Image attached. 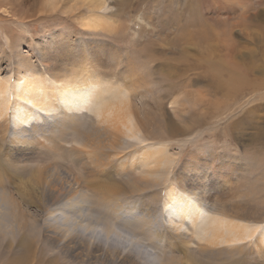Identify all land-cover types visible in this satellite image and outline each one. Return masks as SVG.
Masks as SVG:
<instances>
[{
    "label": "bare ground",
    "instance_id": "6f19581e",
    "mask_svg": "<svg viewBox=\"0 0 264 264\" xmlns=\"http://www.w3.org/2000/svg\"><path fill=\"white\" fill-rule=\"evenodd\" d=\"M30 1L35 10L32 11V14L27 15L28 13L24 12L23 4L19 6V0H0L1 20L9 15L16 21L24 23L27 19L35 18L39 15L59 13L63 17L74 18L81 29L92 34L104 33L112 35L115 39L126 41L123 38L131 29V37L138 38L130 41L132 43L131 54L129 51L126 53L118 48L109 46L110 48L108 49L110 51L107 53L109 60L106 63L103 62V59L100 62L97 61L85 52H77V55L73 54L75 56H71V61L77 63L85 61L86 64H84L85 66L81 64L80 68L82 69L76 68L80 70H73L71 74L67 69L59 76L55 74L56 76L53 77L51 72L47 70L44 62L47 59L46 57H49V55L47 56V45L40 49L42 59L38 61L39 64L33 62L34 59L25 52L26 50H19L14 55L12 54V59L15 58L17 61L15 69L11 67L13 62L8 63L11 70L9 71L10 73L8 72L9 74L2 75L0 69V120L2 118L7 120V129L11 130L8 136L10 148L7 151H3L2 156L0 155V160L1 157H5L10 161V166H17L14 170L15 175L19 176L18 180H21L20 182L24 186L18 185L21 187H19L18 196L22 205L16 195L11 193L10 190L0 188V210L3 209L0 216L6 222L15 220L17 224H21L24 230L21 244L25 241L27 247H29L30 241L27 237V231L38 227V214L47 211L48 217L53 215L54 218L51 217L53 218L52 220L59 225H53L54 222H45L46 227L51 226L50 231L53 232L54 240L58 239L56 243L53 240L50 244L54 248L64 246L65 252L70 254L73 259L87 257L88 259L95 258L97 260L105 254L106 259L115 262L121 259L123 251L131 245V249L128 250V253L122 259L121 264H144L143 261L137 258L140 253H145L148 256L155 254L154 258L156 260L157 258L159 259V264H206V258H208V261L214 258L218 252L222 254V251L227 250L224 249L226 246L234 248V250H230L233 252H235V249L240 250L244 247V243L242 245L233 244L234 240L246 242L259 232L258 236L256 235L258 255L259 258L264 259L263 220L250 218L246 211L252 207L248 208L235 197L236 195L244 196L243 188L248 189L249 195L255 194L254 190L260 189V184L258 183L263 166L259 165L261 161L258 162L255 155L252 161L253 166H249L250 169L244 167L245 165H237V162L234 163L232 160L224 159L223 153H219L217 149H213L214 147L207 148L208 146L204 145L202 141L198 142L195 138L197 131L204 130L205 127L212 125L214 121L222 123V131L226 135L231 134V130L238 125L240 126V121L244 119L242 118L236 123L232 121L235 120V115L244 110L245 104L250 102L252 95H247L257 94L258 91L264 88V76L250 77L248 70L243 71L242 69V67L245 68L243 61L232 58L226 59V56L221 53L213 57L210 55L212 52H209V47H206L205 51L198 48L203 39L210 37L211 32L219 40H222L223 37L225 38V29L222 32L218 30V28L222 27L220 23L214 20V25L210 24L202 31H198L191 20L184 21L180 18L184 21L180 22V19H178L180 17L179 14L186 13L181 7L178 8V11L173 10V13H171L170 8L174 7L172 1L171 4H167L170 8L168 6L162 7V5L160 7V14L168 17L167 20L158 21L155 26L153 23L152 25L148 24V27L145 24H138L139 22H136L138 19H142L144 23L145 19L141 16V13L132 14L133 10H131V27L128 24L122 30H118L119 19L116 15L119 9L116 0ZM248 1L242 0L240 2L243 16H246L247 12H251L255 8L252 7L251 11L248 10V8H251ZM262 2L264 0H259L257 3L261 4ZM259 4H256V6ZM84 9L85 12H83ZM26 10L29 12L30 8L28 7ZM260 13L261 11L255 10L254 16ZM244 24L245 22L243 21H237L231 22L230 26L233 25L231 29L238 27L237 30L241 31L243 29L239 26ZM203 30H205L204 33ZM55 32L60 35L58 30ZM151 33L152 36L156 37L155 40L157 42L149 37ZM57 35H51V37H54L50 41L57 39ZM60 41L62 42L61 44H65L63 38H60ZM191 48H197L199 56L194 58L193 63L197 67H202L205 75L208 76V86L212 90L210 91L214 97L220 95L223 98L211 99L209 103H204V112L202 113L199 110L201 115H197L195 112L191 113L190 111L193 109L176 107L174 117L170 116L165 120V131H167L168 137L156 136L154 138L155 129L161 128V126L155 125L156 120L152 118L154 114L150 111L147 103L143 101L145 92H147L143 88L150 90L146 85L149 80L138 75L135 77L136 72L142 68L150 70L152 69V64L155 66L154 70H171L162 78L163 81L170 79L172 81L174 77L178 78L177 75L180 74L179 70H181L180 64L182 61H188L187 49ZM213 48L218 50L217 45H214ZM82 49L83 51L85 50V48ZM235 54L236 50L231 49L230 55L234 57L236 56ZM126 56L129 57V64L134 73V78H132L134 82L131 79V84H129L131 89L128 88L127 82L118 76H115L114 85H112L113 80L110 82V78H107L106 83L116 86V89L113 87L115 90L108 93L109 96L102 100L99 95L93 92L97 86L96 82L90 78L91 73L96 78H101L99 76L101 69L97 65L100 64L102 67L104 65L110 66L108 63L112 61L121 64L125 62ZM252 67L255 68L254 65ZM83 75L84 79L82 78ZM45 80L47 84H45ZM101 82L102 78L100 79ZM168 86L171 87L170 85ZM129 90H131V99ZM133 96L140 99L138 104L133 101ZM95 99L99 100L100 103L96 110L99 122L107 124L109 128L115 127L119 131H123L125 136L131 138L139 137L142 143L148 144V148L136 144L133 145L132 147L135 148H145L141 157L136 160V153L131 151L130 160L125 161L126 157H119L114 164V168L123 172L121 175L125 178L128 188L132 191L145 192L149 189H155L161 183L165 184L166 194L162 204L167 219L162 218V220L165 227L169 230L168 243H165V246L175 251L179 245H182L185 250V257L171 255L169 253L170 250H164L162 255H157L151 249L143 250L137 242L133 241L137 239L135 235H131V231L137 229L134 226V222L144 221L145 218H147L146 222L151 225L149 229L144 230L146 234L155 240H163L162 234L157 231L158 228L155 229L158 221L161 220V216L159 218L154 215V220L151 214L148 217L143 215L145 210L138 215L132 213L130 207L127 209L121 203L118 204L120 207L117 208L118 195L123 193V186L97 181L95 179L97 174L88 170L87 167L83 170L82 175L79 176L80 179L78 176L72 179L71 174L73 172L66 162L71 157L75 164H69L70 167L82 165L84 158L89 159L91 156L97 167L102 165V159L105 157L109 158L107 161L108 165L114 160L115 157H112V155H116L118 150L117 148L111 149L112 152L105 153L104 150L107 146L101 133L92 134L95 137L89 135L86 140L83 139L85 134L81 136V133H77L79 137H76V142L84 145L82 146L83 148L90 146L93 149L92 152L85 148L84 150L63 151L60 139H64L65 132L57 134V129H55L54 134L50 135L51 139H49V143L53 142L54 145L51 147L52 149H48L49 151L45 155L48 157L49 162L44 166L32 169H28L23 165L19 166L26 158L35 156V154L30 155L37 150V145H44L40 142V138L45 135L47 128L54 130L55 127L62 128L63 124H65L64 128L68 127L70 122L74 123L77 120L75 114L88 109L89 103ZM174 102L182 106L184 101L179 103L178 100H175ZM183 107L185 106L183 105ZM62 113L65 116H60ZM190 113L191 115H189ZM200 133V136H202V132L199 131ZM5 134L6 132H4L3 137L7 136ZM113 135V133H110V137ZM259 135L260 133L256 134V136ZM56 136L60 138L56 140ZM80 136L83 138H80ZM153 138L155 142H150L149 139ZM173 140H177L178 145L173 148H180L178 152L180 155L187 145L188 147L191 145L196 148V150L191 152L192 157H187L186 165L181 167L182 171L186 168L187 172L178 173L176 178L172 177V168L180 155L172 157L169 154V148L172 147ZM1 149L0 152L2 151ZM53 152L56 153L57 158L53 155ZM192 162L194 164H191ZM223 169H227L230 172L228 179L224 182V186L227 190L234 193L233 198H229L228 195L221 196L217 194L221 188L215 189V187H211V180L216 175L221 177ZM61 171L64 173L68 171L70 179L67 178L65 180L67 176L64 177ZM247 175L249 177L248 180L253 179L252 176L254 175L255 180L249 183L251 186H244L248 180L242 185L239 182L236 186L233 185L235 182L232 183V180L237 182L238 179H244ZM0 180L2 181L3 178L0 177ZM3 182L5 181L1 182L2 185ZM208 186L209 188H207ZM28 192L32 195L31 198H28ZM155 192L157 190L154 191V194H150L154 198L157 196ZM32 198H36L34 202ZM93 204L99 206V209L94 211L93 208H89L86 214L90 215L92 219L97 217L94 218L96 224L92 227V231L78 230L79 227L86 225L81 224L78 219L82 216L85 217L84 209L87 206L95 207ZM263 205V200H261L257 206L255 205V209L253 208V213H260ZM33 212L38 214H33ZM28 218L32 222H29ZM187 219L192 226H189ZM1 225L7 227L5 222H2ZM59 227L65 231V234H61L59 230H56ZM86 229L89 230L88 227ZM17 230H19V227H17ZM2 231L3 228H0V232ZM114 234L119 238L118 241L113 237ZM194 236L200 240L198 246L200 250L198 252H193L189 249V243ZM99 237L100 239H98ZM123 237L126 239L124 240ZM115 240L124 245L123 249L113 247L114 245L111 242ZM135 243L139 246L134 245ZM8 246L12 247V243ZM213 247L215 248L213 249ZM21 257L26 259L27 253L23 252ZM59 257L58 254H54L48 263L56 264V260Z\"/></svg>",
    "mask_w": 264,
    "mask_h": 264
},
{
    "label": "rangeland",
    "instance_id": "374dc122",
    "mask_svg": "<svg viewBox=\"0 0 264 264\" xmlns=\"http://www.w3.org/2000/svg\"><path fill=\"white\" fill-rule=\"evenodd\" d=\"M116 1L119 9L118 14L116 15L117 18L119 19L118 30H122L123 28L128 26V24H130L131 27V10H133L132 14L141 13V16L145 19V23L142 19H138V21L136 22L137 23L139 22L138 24H142V25L145 24L148 27L149 25H152V23L155 26L158 21L167 20L168 17L162 16L160 14L161 13L160 7L161 5L162 7L163 6L169 7V5L167 4L169 3L171 4L172 1H173L172 3H174V7H172V9L169 7L171 13H173V10L178 11V8L181 7V9L184 10V13L185 12L186 13L179 14L180 17L178 19L181 18L184 21L191 20V22H194L193 26L198 31H202V29H204L205 27L207 28V26H209L210 24L214 25V20H216L215 22H219L220 25L222 26L218 28V30L222 32V30L225 29V38L223 37L222 40H219V38L215 37L214 33L211 32L210 37L203 39L200 42L201 48L200 47L198 48L200 50L205 51L206 47H209V52L210 51L212 52V53L210 52L211 53L210 55H212L213 57L216 54L221 53L223 56H226V59L232 58L238 61H243L245 68L242 67V69L243 71L247 69L248 74L251 75V76L249 75L250 77L264 76V72H263L264 70V2L259 4L257 3L259 0H249L248 4L251 6V8H248V10L251 11L252 7L255 8L253 9V11L247 12L246 16H243L242 15L243 10H241V5H240V2L242 0H141V1L116 0ZM138 1H140V3H138ZM22 4L24 6V12L26 14L28 13L27 15L32 14V11L35 10L30 0H19V6ZM256 4L259 5L256 6ZM28 7L30 8L29 12L26 10ZM191 9L193 10V12ZM255 10L258 12L261 11V13L259 15L254 16ZM83 12H85V9ZM168 15L171 16L170 14ZM7 17L9 18L7 19ZM7 17L3 18L2 20L0 18V69L2 75L7 74L9 71H11L8 64L10 62H13L11 67L12 68L14 67L13 69H15V64L17 63V61L15 60V58L12 59V56L19 50L22 51L26 50L25 52L28 55H30L31 58L34 59L33 62L35 64H39L38 61L42 59V54L40 53V49L44 45L45 46L47 45L48 46L47 56L49 55V57H46L47 59L44 62L46 64L47 70H49L52 76L55 77L56 76L55 74L59 76L65 70L67 71V69L70 74L73 72V70L79 71L80 69H82L80 68V65L82 64L83 66L84 64H86L85 61L82 63L71 61V56L77 55V52L78 53L85 52L87 55L92 56L97 61L100 62L103 59V62L106 63L109 60V58H107L108 56L107 53L110 51V49H108L110 48L109 46L118 48L122 52L127 53L129 51L131 54L132 43H130V41L131 39L133 40L135 38H138V37H131V29H129L128 34L123 38L126 41H123L121 39L119 40L115 39V37H113L112 35H108L104 33L92 34L81 29L80 25L77 23V21L74 18H66L60 15L59 13H52L50 15L43 14L41 16L39 15L35 17L37 20L35 18H31V19L29 18L24 23H20L18 20L16 21L13 17L9 15H7ZM181 19L180 22H184ZM237 21L245 22L244 25L239 26L243 30L241 31L237 30L238 27L231 29L233 25L230 26V23ZM209 29H211V27H209ZM56 30H58V33L60 35H57V33L55 32ZM204 31L205 30H203V33ZM51 35L54 36L57 35L58 37L57 39L50 41V39L54 37V36L51 37ZM149 37H151V39L153 40L156 39L154 35L152 36V33ZM60 38H63L65 44H61L62 42L60 41ZM117 41H119V43H117ZM155 42L157 41L155 40ZM212 45L213 46L217 45L218 50L216 49L214 50ZM82 48H85V50L83 51ZM231 49L236 50V54H235L236 56L232 57L230 55ZM186 55L188 56V61L181 60L182 61V63L180 64L181 70H179L180 74L177 75L178 78L174 77L172 81L171 79L168 81H163L162 78V76H165L171 70L169 69L154 70L155 66L152 64H151L152 69L148 70L142 68L136 72L135 77L138 75L141 78L146 77L149 80V82L146 85L148 86L147 88L150 90L143 88L145 91H147L145 92L146 94L144 96L143 101L147 103V106L150 108V111L153 112L154 115H152V118L153 120H156L155 125H160L162 128L161 129L159 127L155 129L153 133L154 138H156V136L163 138L168 137V133L167 131H165V125H166L165 120L166 118L174 115V110L176 109V107L185 108V109L188 108L189 110L193 109L190 112L191 113L195 112L198 115L200 114L199 110H201L202 113L204 112L205 110L204 103H209L211 99L213 100L215 98L216 99L223 98L220 95L214 97V95L211 92L212 91L211 88L208 86L209 83L208 81L209 79L207 78L208 76L205 75L202 67H197L194 65L193 63L194 58L196 56H199L197 52V48L187 49ZM156 62H158V60H156ZM108 64L110 66L104 65L103 67L100 64L99 65L96 64L101 69L99 75L102 78L101 83H100L101 78H96L94 74L91 73V77H90L92 81L96 82V86H97L95 89L94 87H92V89H94L93 92L99 95V98H101L102 100H104L105 97L109 96L108 93L116 89L115 88L116 86H112L114 85V81H116L115 76L116 77L118 76L124 81H126L127 86L130 89L131 87H129V84H131V79L134 78V73L131 70L128 56H126L125 62H122L121 64L113 61L109 62ZM253 65L255 66V68L252 67ZM76 68H80V69H76ZM82 78L83 79L85 78L84 75L82 76ZM107 78H110V82L111 80H113L112 85L106 83ZM44 82L45 84H47L46 80ZM132 82H134L133 79ZM100 84L102 85L100 86ZM168 85H170L171 87H169ZM129 93L131 99V90H129ZM251 95L252 97L250 99V102L245 104L244 110H241L238 113V115L234 116L235 120H232L233 123H236V121H240V119L242 118L244 119L240 121L241 124L240 126L238 125L237 127H234V129L231 130V134L226 135L222 131L223 128L222 123H217L214 121V123L210 125L211 127L208 126L205 127L204 130L203 129L199 130L200 132H202V136H200L201 133L199 134V131H197V134H195L196 137L195 136L193 137H195L198 142L202 141L204 145L208 146L207 148L214 147L213 149H217L219 153H223V156L225 157L227 156L226 158L224 157V159L232 160V162L234 163L237 162V165H245L244 167L250 169V167L253 166L252 161L254 160L255 155L258 162L261 161L259 165H263V166L260 175L261 180L259 179V183H258L260 184V189L254 190L255 194L252 193L249 195L248 189L243 188L244 196L236 195L235 197L238 200H240V202L245 204L248 208L252 207L251 209H248L246 211L250 215L249 216L250 218L263 220L262 223H264V209H263L264 205L262 206L260 213H256V214L253 213V208L255 209V207L257 206V204L261 202V200H263L264 203V175H263L264 174L263 173L264 172V88L258 91L257 94L255 93L248 94L247 96H251ZM139 100L140 99H137L135 96H133V101L136 104H138ZM175 100H178L179 103L181 101H184L182 104L185 107H183L182 104H181L182 106H180L178 103L174 102ZM89 104L90 105L88 109H86L83 112L75 114L77 120H75L74 123L70 122L68 127L64 128L65 124H63L62 128L55 127L54 130L51 128H47L45 130L46 132L45 135L40 138V142L44 145H37L36 147L37 150L30 155L32 156L35 154V156L28 159L26 158L25 161H22L19 166L23 165L26 166L28 169H32L42 165L44 166L49 162L48 157L45 155L46 152L49 151L48 149L49 148L52 149L51 147H53L54 145L53 142L49 143V139H51L50 135L52 136V134H54L55 129H57L56 130L57 134H63V132H65L64 139H60V142L63 145L62 146L63 151L64 150L73 151L74 149L84 150L85 148L92 152L93 149H91L90 146L87 147L85 146L83 148L82 146L84 145L76 142L77 139L76 137H79L77 133H81V136L85 134L83 135L84 138L80 136V138H83L85 140L89 135L98 132L101 133L104 143L107 146L106 149L104 148L105 149L104 152L109 153L112 152L111 149H116V148L118 150L116 152L117 153L116 155L115 154L112 155V157L113 156L115 157L114 160L111 162V164L108 165L107 161L109 158L105 157L102 159V165L97 167L93 161V157L91 156V158L89 159L84 158L82 165H78L76 167H70L69 164H75L73 158L71 157L68 160H66L68 164L67 166H69V168L73 172L71 174V177L72 179H74L76 176L79 177L80 175H82L83 170L87 167L88 170L92 171L94 174H97V177H95L97 181H102L104 183H109V184L111 183L115 185L118 184L120 186H123L122 189L123 193L121 195H118L119 202L117 203V208L120 207L118 204L121 203L127 209L130 207L132 213H136L138 215L141 214L142 211L144 212L145 210L143 215H145L146 217H148L149 214H151L152 218H154V215L158 216L159 218L161 216V220L158 221L155 229L158 228L157 231L162 234L163 240L160 239L155 240L151 238L148 234H146V231L142 232L137 229L131 231V235L136 236L137 239L133 241L137 242L140 245V247L143 248V250L151 249L157 255H162L164 250H170V247L165 246V243H168L169 230L167 227H165L162 220V218L167 219L162 204L166 194L165 184L161 183L155 189L154 188L149 189L145 192L132 191L126 185L125 178L121 175L123 172L120 169L116 170L114 168V164L119 159V157H126L125 161H129L131 158V151H134L136 153V157H135L136 160L141 157V154L143 153V150L145 148H141V147L135 148L132 147L133 145L136 144L148 148V144L142 143L139 137L138 139L136 137L131 138L125 136L123 131L121 130L119 131V129L115 127L109 128L107 124H102L101 122H99L96 116V110L100 104L99 100L95 99ZM191 113L189 115H191ZM60 116H65V114L62 113ZM7 122L8 121L5 120L4 118L0 120V148H2L1 149L2 151L0 152L1 156L3 151H7L10 148L9 146L10 141L8 136L11 130L9 131V129H7V125H8ZM105 125H107L108 127ZM209 127L212 129H210ZM4 132H6L5 135H7L5 137H3ZM110 133L111 134L113 133L114 135L110 137ZM258 133H260V135L256 136V134L258 135ZM94 135H92V137H95ZM55 138L57 140L60 137L58 138V136H56ZM154 138L149 139L150 142H155ZM181 138H183V136H181ZM176 143L177 140H173L172 147L169 148L170 151L169 154L172 157L180 155L178 153L180 151V148H173L178 145V143L177 144ZM193 150H196V148H194L191 145H189V147L187 145L186 148H184V151L176 159L175 166L172 168L173 171L172 177L176 178L178 173L187 172L186 168L182 171L181 167L186 165L185 161L187 157H192L191 152ZM53 155L57 158L55 152H53ZM9 162L10 161L5 157H1L0 177L3 178L2 181L5 182H3L2 185L1 184L2 181L0 180V188L6 189L8 191L10 190L11 193L16 195V197L19 200V203L22 205L21 199L18 196V190L20 186L21 187L24 186L23 183L20 182L21 180H18L19 176L15 175L14 170L17 166L16 165L10 166L11 164ZM191 164H194V162H192ZM62 171L61 173L63 174V176L64 177L67 176L65 177V180H67V178L70 179V177L68 176L69 175L68 171L65 173ZM221 174H222L221 177L219 175H216L217 177L215 176L211 180L210 183L211 187L212 188L215 187V189L221 188L217 192V194H220L221 196L228 195L229 198H233L234 193H232V191L227 190L224 186V182L225 180L228 179L230 172L227 169H223ZM252 178L253 179L248 180L249 177L247 175L244 179H240V180L238 179L237 182L235 180H232V183L235 182L233 184L235 186L237 185L238 182L240 185H242L245 181L248 180L247 182H245L244 186L245 187L251 186L249 185V183L255 180L254 175L252 176ZM218 185L221 187H219ZM207 188H209V186ZM155 190H157V192L155 193H157L158 198L157 196L156 198H154L150 195V194H154ZM27 196L28 198H31L32 195L28 192ZM32 199H33L32 201L34 202L35 201L34 199L36 198H32ZM250 203L253 205H251ZM89 208H93L94 211H96L99 209V206L97 205H95V207L87 206L86 209H84L83 212L85 214V217L83 216L80 217L78 221L81 224H86V225H84V227H79V228L77 227L78 230L82 229L84 231L91 232L92 227L96 224V222H94L95 221L94 218L97 217H94L92 219L90 215H86L89 211ZM2 211L3 209L0 210V215ZM33 214H38V213L33 212ZM39 214L37 216V222L39 224L38 227L27 231L28 232L27 237L30 241L29 247H27V243H25V241H23V244H21V240L24 234V230L21 224H17L15 220L6 222L0 216V228H3V231L0 232V264H49L48 261L49 259L52 258L54 254H58L60 256L56 260L57 262L56 264H121L122 259L128 253V250L131 249V245H130L126 250L123 251V256L121 255V259L116 260L115 262L113 260L106 259L104 256L105 254L102 256L103 258L101 257L100 259L97 260L95 258L88 259L87 257L73 259L71 258L72 256L70 254L65 252L64 246L54 248L50 244V242L54 240L53 232L50 231L51 226L46 227L45 222H50V223L54 222V220H52L54 216L51 215L50 217H48L47 211L41 212ZM28 220L29 222H32L31 219L28 218ZM186 221L189 223V226H192L188 219ZM2 222H5L7 224V227H3L1 225ZM53 225L59 226L55 222ZM17 227H19V230H17ZM87 227L89 228V230L86 229ZM56 230H59L61 234L62 233L65 234V231L62 228L60 229V227L57 228ZM189 233L191 234V232ZM259 233H257L256 235L258 236ZM256 235L252 239L246 241L244 243L243 248H241L240 250L235 249V252L230 251V250H234V248H228L227 246L224 247V249L227 250L222 251V254H219L218 252L214 256V258L208 261H207L208 258H206L205 259L206 264H235V263L264 264V259L259 258L258 255ZM113 237L118 241L119 238L115 236V234L113 235ZM98 239H100V237ZM123 239L125 240L126 238L123 237ZM57 240H54V242L56 243ZM117 241L115 240L111 242L114 245L113 247L117 249L118 247L123 249L124 245L118 243ZM199 242L200 240L194 236L193 240H191V242L189 243V249L193 252L195 251L198 252L200 250L198 248ZM10 243H12V247L8 246ZM138 244L135 243L134 245L137 246ZM214 248L215 247H213V249ZM219 249L217 250L219 251ZM51 250L54 251L52 252ZM23 252H25V254L27 253L26 259H23L21 257L23 256ZM169 253H171V255H177L178 257H185L186 255L184 247L182 245H179L175 251L170 250ZM154 257L155 254H153V256H148L145 253H140V256H137V258L143 261L144 264L145 263L159 264L158 262L159 259L157 258L156 260Z\"/></svg>",
    "mask_w": 264,
    "mask_h": 264
},
{
    "label": "snow or ice",
    "instance_id": "6c2138e0",
    "mask_svg": "<svg viewBox=\"0 0 264 264\" xmlns=\"http://www.w3.org/2000/svg\"><path fill=\"white\" fill-rule=\"evenodd\" d=\"M147 218H145L144 221H140V222H134V226L140 230V231H144L146 229H149L151 227V225H149L147 222ZM242 243H245V241H241V240H234L233 241V244H242Z\"/></svg>",
    "mask_w": 264,
    "mask_h": 264
}]
</instances>
